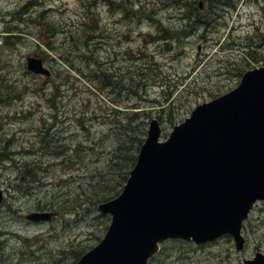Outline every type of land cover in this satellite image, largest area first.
<instances>
[{"label": "rangeland", "instance_id": "obj_1", "mask_svg": "<svg viewBox=\"0 0 264 264\" xmlns=\"http://www.w3.org/2000/svg\"><path fill=\"white\" fill-rule=\"evenodd\" d=\"M235 1L237 6L233 10H219L216 25L226 26L219 31L215 28L207 37L195 33L183 45L173 43L174 49L169 50L167 44L151 42L148 34L156 33V18L168 25L181 24L179 6H168V0H96L103 37L91 40L95 52L91 49L89 56L83 50L72 49L76 46L70 38L56 32L52 39L58 52L46 56L37 37H48L47 23L58 30H76L86 16L81 1L0 0V34L6 29L21 34L8 38V46L0 45V75L3 76L0 81L6 84L0 88V148L6 146L13 156V160L0 167L6 201L0 211V227L4 249L11 255L12 264H59L70 258V249H89L104 235L110 216L107 221L84 197H79V204L62 209L50 220L33 222L26 214L33 210H54L55 206L41 209L39 204L59 203L62 198L76 197L88 188L89 169L102 168L110 143L118 140L116 134L108 136L106 149L98 148L96 143V137L110 131L108 114L124 115L115 112L113 107L124 109L126 104L138 100L147 105L146 96L163 97L164 89H172L183 80L180 90L184 91L171 102L176 113L174 123H164L169 109L158 108L152 112L161 118L167 134L198 103L235 86L241 70L264 63V34L260 38L256 36V31L264 33V0ZM253 35L256 37L253 47L258 50L256 57L244 47ZM233 41H241L243 46ZM141 49L153 54L161 65L157 67L164 71L149 81L144 98L132 93L127 88L128 81H124L141 69L142 59L135 56ZM30 54L45 57L54 71L50 79L27 70L26 58ZM259 56L261 59L256 61ZM61 57H67L69 64ZM103 77L107 84L102 81ZM48 128L59 138L57 149L63 148L61 144L76 148L80 141L95 149L83 150L85 160L80 166H74L71 175L67 173L70 165L64 172L58 165L55 174L42 179L45 184L35 182L26 191L15 188L25 171L24 164L34 159L39 163L40 157L46 156L42 152L36 155L29 152L39 149ZM97 149H102L100 160L92 156ZM62 172L65 181L54 183ZM37 173L40 175V170ZM244 234L247 237L244 250L236 249L231 237L203 246L186 242L177 246L170 242L162 249L165 254L159 255L152 264H241L255 251L264 252V201L255 207L245 224ZM21 235L31 243L38 241L37 246L32 245L35 254L19 240Z\"/></svg>", "mask_w": 264, "mask_h": 264}, {"label": "water", "instance_id": "obj_2", "mask_svg": "<svg viewBox=\"0 0 264 264\" xmlns=\"http://www.w3.org/2000/svg\"><path fill=\"white\" fill-rule=\"evenodd\" d=\"M28 66L50 74L41 58L29 56ZM161 135L153 118L123 191L99 205L112 215L105 236L75 264H148L170 238L200 244L229 233L243 247V222L264 199V66ZM243 264H264V254Z\"/></svg>", "mask_w": 264, "mask_h": 264}, {"label": "trees", "instance_id": "obj_3", "mask_svg": "<svg viewBox=\"0 0 264 264\" xmlns=\"http://www.w3.org/2000/svg\"><path fill=\"white\" fill-rule=\"evenodd\" d=\"M80 1L84 6L83 9L86 16H83L78 28H76L74 31H67L65 29L58 30L54 27H51L47 23L50 34L46 40L39 37V42L41 44H44L53 52L58 51V48L56 47L52 38L54 33L62 32L64 36L69 37L70 41H72L76 46V48L72 49L83 50L85 54H89V51L92 49L91 40L103 37V30L100 19L97 17V12L95 10L96 0ZM168 1H171L172 4H175V6H179L181 8V15L184 21L179 25L156 24V33H149L148 36H150L154 43L158 42L167 44L169 50L174 49L172 47L173 43L183 45L184 40L195 33L199 34L201 37H207V34L212 33L215 28L218 27L217 30L219 31L220 27L226 26L225 24L216 25L219 10H232L237 5L235 0H204V8L201 9L199 5L200 0ZM263 34V32L256 31V36L259 38L263 36ZM255 39L256 37L254 35L251 36V41L245 46L246 51L253 57L258 55V50L253 47V42ZM4 44L5 46L10 44L8 39H6ZM92 50L95 52L94 48ZM136 54L137 55L135 56L142 59L140 65L141 69L136 71L135 74H131L125 78L124 81H128V84L126 85L128 86L127 88L132 91V93L144 98V95L148 94L147 85L149 80H152L156 74H163L164 71L159 68L161 65H159L158 61L152 58L151 55L145 50L141 49L139 53ZM61 59L69 64V59L67 57H61ZM259 59H261V56L255 60L258 61ZM157 64L159 67H157ZM152 70H156V73H153ZM244 70H241L239 75H241ZM1 78L2 77L0 76V79ZM102 81L107 84V79H104V77ZM5 85L6 84L3 81H0V88ZM180 85L181 84L178 83L172 89L168 87L164 89V95L162 98H150L146 96L144 99L148 100L149 103L147 105H144L142 101L138 100L133 103L126 104L124 109L113 107L115 112L118 114L123 113L124 115L123 117H117L115 113H113L112 116L108 114V117H111V120L109 121L110 131L100 138L96 137V143L98 148L101 147L106 149L107 145L105 141L107 140L108 136L111 135L113 137L114 134H116L118 140L116 139L114 143H110L109 155L104 161L102 168L98 167L95 170L89 169L90 182L87 185L88 188L86 190L84 189L83 193H79V195L76 197L62 198L59 203L50 202L44 205L39 204V208L44 209L46 207L55 206L56 208L54 210L62 212V209L70 207L73 208L74 203L79 204V197H84L83 200L86 199L91 205L96 207L99 202L106 201L116 196L123 188L132 167L136 163L137 154L147 135L148 124L150 119L153 117L152 112L154 109H158L156 107L159 106L160 111H166L169 109V113L164 115L166 116V121L164 120V123H174L176 113L173 112L174 103L171 105V102H175L177 95L184 91V89L180 90ZM121 86L122 85H120L118 82V87ZM55 135L56 132H52L50 128H48L42 137V145L39 147V149L34 150L36 154L41 152L46 154V156L50 157L51 161H49L45 167H43L42 164L38 163L35 159L32 162H26L24 164L25 171L23 176L20 177L21 181L17 187L19 190L26 191L35 182H39L42 185L45 184L42 179L44 180V178L48 175V172L55 168V165H57L59 162L58 159H61L60 163L65 164V166L70 165L69 171H67L66 168H64V170L67 171L69 175L73 174L72 169L74 166H80V162L85 160V151L83 150L85 148L95 149L93 145L84 146L83 141H80L76 148H72L68 144H61L59 146L63 148L57 149L56 143L59 141V138L55 137ZM101 150L102 149H97L95 152H92V156H94L96 160L101 159ZM74 154L77 155L75 158ZM42 157H40L39 162L42 160ZM12 158V153L8 151L6 146L0 148V166L8 162V160H13ZM34 166H36V168H34ZM38 170H40V175L37 173ZM62 181H65V179L61 174L54 179V183L57 182L60 184ZM65 201H67V203H65ZM4 205H6L5 200L2 204V207ZM102 217H105L107 221L109 220V215L107 214H102ZM2 232V228L0 227V264H12L11 255L7 254L4 249V243L1 239ZM19 240L25 246L30 248V253L35 254V249L32 248V245L37 246L38 241L31 243L28 237L22 235L19 237ZM172 242H174L177 246L183 244V242L179 241ZM86 250L87 249H70V258L67 260H61L62 262H59V264H73ZM164 251L165 250L161 252L160 256L165 254Z\"/></svg>", "mask_w": 264, "mask_h": 264}]
</instances>
